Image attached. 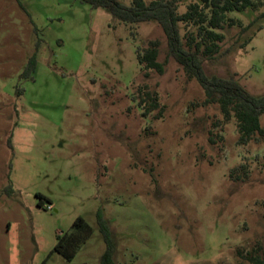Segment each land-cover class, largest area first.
I'll return each mask as SVG.
<instances>
[{"label":"rangeland","instance_id":"1","mask_svg":"<svg viewBox=\"0 0 264 264\" xmlns=\"http://www.w3.org/2000/svg\"><path fill=\"white\" fill-rule=\"evenodd\" d=\"M18 2L0 0V264H100L98 212L115 264H250L264 251V139L238 145L235 121L201 106L160 26L79 0ZM255 3L230 14L248 31L225 29L202 66L261 97L264 0ZM150 40L164 70L144 76L135 51ZM33 54V79L22 78ZM141 86L162 115L141 116L131 100ZM240 164L247 179L231 181ZM79 217L92 233L68 262L53 248Z\"/></svg>","mask_w":264,"mask_h":264},{"label":"trees","instance_id":"2","mask_svg":"<svg viewBox=\"0 0 264 264\" xmlns=\"http://www.w3.org/2000/svg\"><path fill=\"white\" fill-rule=\"evenodd\" d=\"M79 1L93 9L103 8L114 19L123 23L158 24L166 37L168 55L182 68L185 76L195 80L203 90L204 99L201 106L216 105L224 122L235 121L238 145L246 146L252 141L264 139V128L260 122L261 116L264 115V95L252 96L233 79L208 76L202 66L204 60L213 59L221 53L225 29L237 28L241 33L248 31L252 24L244 26L241 20L230 14L256 9V0H187L182 13L179 12V7L183 0H132L129 6L121 4L118 0ZM18 4L22 8L19 2ZM250 40L251 37L242 46ZM135 54L144 76L151 71L163 73V64L158 61L157 40L148 41L146 47L136 48ZM35 67L36 56L33 54L28 59L21 77L32 80ZM131 100L136 103L142 117H147L154 111H157L158 116L162 115L164 107L160 105L157 94L146 86L138 87L131 95ZM228 177L234 182L245 181L248 177L247 165L240 164L232 168ZM37 197L41 205L42 197ZM96 218L105 244L100 264H115V246L108 225L101 212L97 213ZM91 233V228L79 217L73 223L69 234L57 237L53 252L69 262ZM247 260L250 264H264V251L248 257Z\"/></svg>","mask_w":264,"mask_h":264}]
</instances>
